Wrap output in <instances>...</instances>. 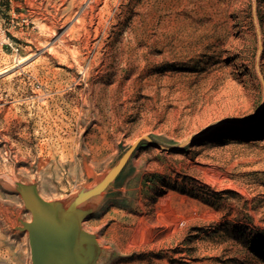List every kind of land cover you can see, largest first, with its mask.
<instances>
[{"label":"rangeland","instance_id":"rangeland-1","mask_svg":"<svg viewBox=\"0 0 264 264\" xmlns=\"http://www.w3.org/2000/svg\"><path fill=\"white\" fill-rule=\"evenodd\" d=\"M89 1L0 0V264H32L18 183L69 199L94 185L82 155L100 174L128 152L83 223L97 264H264V0ZM82 57L101 130L75 122Z\"/></svg>","mask_w":264,"mask_h":264},{"label":"water","instance_id":"water-1","mask_svg":"<svg viewBox=\"0 0 264 264\" xmlns=\"http://www.w3.org/2000/svg\"><path fill=\"white\" fill-rule=\"evenodd\" d=\"M17 190L31 214L16 230L28 235L32 264H97L102 247L83 222L96 208L91 200L101 195L99 189L54 201L44 200L36 184L18 183Z\"/></svg>","mask_w":264,"mask_h":264},{"label":"bare ground","instance_id":"bare-ground-1","mask_svg":"<svg viewBox=\"0 0 264 264\" xmlns=\"http://www.w3.org/2000/svg\"><path fill=\"white\" fill-rule=\"evenodd\" d=\"M74 2H75V0H73ZM95 0H90L89 2H88V4H87V6H86V8H89V9H92L93 8V6H92V2H94ZM71 2V1H70ZM73 3V2H72ZM76 3V2H75ZM74 3V4H75ZM73 5V4H72ZM77 5V4H76ZM74 7H75V5H74ZM104 7H105V5H104ZM86 8L82 11V13H84V11L86 10ZM88 9V10H89ZM78 10V9H77ZM102 11H104V10H102ZM70 11H67V13H69ZM71 12H72V10H71ZM75 12V11H74ZM87 12V11H86ZM65 13V12H64ZM93 13V12H92ZM75 15V14H74ZM85 15V14H84ZM78 17H80V16H78ZM86 18V17H85ZM83 19V18H82ZM79 20V18L77 19V21ZM106 20V19H105ZM65 22V21H64ZM73 22H75V21H73ZM84 22H85V20H84ZM107 22V21H106ZM66 23V22H65ZM72 24H74V23H72ZM75 25H77V24H75ZM53 27V26H52ZM51 27V28H52ZM76 27V26H75ZM78 27H80V26H78ZM49 28V27H48ZM104 28V27H103ZM78 29V28H77ZM80 29V28H79ZM52 30V29H51ZM103 30V29H102ZM105 31V30H104ZM76 32V31H75ZM74 32V33H75ZM98 32V31H97ZM96 32V33H97ZM100 32V31H99ZM96 37V36H95ZM103 38V37H102ZM105 38V37H104ZM139 38V37H138ZM40 39V38H39ZM101 39V38H100ZM105 40V39H104ZM129 40H130V38H129ZM62 42L63 41H65V39L64 40H61ZM127 42V41H126ZM77 43H79V42H77ZM97 43H98V41H97ZM99 43H100V41H99ZM102 44V43H101ZM136 44V43H135ZM66 45V44H65ZM99 45V44H98ZM97 45V46H98ZM104 45V44H103ZM67 46H69L68 44H67ZM66 46V47H67ZM59 47V46H58ZM57 46H56V48H58ZM63 47V46H62ZM99 47V46H98ZM97 47V48H98ZM56 48H53V47H51V48H49L48 49V54L49 55H51V56H54L55 58H60L61 59V61L60 62H62V60H64V61H67V63H68V53H66V52H60V51H58L59 50V48L58 49H56ZM83 48V47H82ZM88 48H90V47H88ZM92 48V47H91ZM66 49H68V48H66ZM76 49V48H75ZM90 50V49H89ZM81 51V50H80ZM77 52H79V51H77ZM85 52V51H84ZM89 52V51H88ZM99 52V51H98ZM128 52V44L126 45V43H125V45H123L122 44V46L119 48V49H116L115 51H113V52H111L112 53V56H110L109 57V60H108V64H113V57H115V59H116V61L117 62H119L120 64L121 63H125V62H127L128 60H129V58H130V56H129V54L127 53ZM77 54V53H76ZM85 54V53H84ZM88 54H90V53H88ZM100 54V53H99ZM70 55V54H69ZM73 55V54H72ZM83 55V54H82ZM98 55V54H97ZM106 55V54H105ZM84 56V55H83ZM89 56V55H88ZM73 57H74V55H73ZM98 59V57H94L93 59H91V60H87V59H84L83 57H82V60H78V64L77 65H79L78 66V68H80V70H82V72H83V75H84V79H85V81H86V90L84 91V93H80L81 94V98H82V102H81V104L79 105V106H77V110H76V112H77V115H76V117H75V122H79V121H81V117L83 116V115H86V116H95V121H97V123H98V125H95L94 126V130H101V127H100V123H101V121H100V111L102 110V106L101 105H103V103H102V101L100 100V98H101V94H102V86H95L94 84H93V81L91 82H88V80L91 78V77H93V70H95L94 68L97 66V60ZM100 59H101V57H100ZM104 59H106V58H104ZM132 60H133V58H132ZM44 61V60H43ZM57 61V60H56ZM63 61V62H64ZM76 61H77V59H76ZM102 60H100V62H101ZM48 62H49V60H48ZM71 62V61H70ZM105 62H106V60H105ZM37 63V62H36ZM35 63V64H36ZM67 63H66V65H67ZM116 63V62H115ZM34 64V65H35ZM39 64V63H38ZM44 64V63H43ZM43 64H42V67H43ZM46 64V66L48 67V65H47V63H45ZM74 64V63H73ZM73 64H70V65H68L69 66V68H73L74 67V65ZM119 64V65H120ZM76 65V66H77ZM103 65V64H102ZM47 67H46V69H47ZM52 67H53V65H52ZM102 67V66H101ZM41 68V67H40ZM97 68V67H96ZM108 69V68H107ZM116 69V68H115ZM37 70V69H36ZM47 70H49V69H47ZM111 70V69H110ZM53 71V70H52ZM55 72V71H54ZM81 72V71H80ZM100 72H102V71H100ZM43 73V72H42ZM53 73V72H52ZM109 73V72H108ZM115 73V72H114ZM117 73V72H116ZM34 74V73H33ZM50 74V73H49ZM58 74V73H57ZM107 74V73H106ZM35 75V74H34ZM54 75V74H53ZM53 75H51L52 77H53ZM55 75H56V73H55ZM59 75L60 74H58L57 76L59 77ZM62 75V74H61ZM115 76H117V75H115ZM43 77V76H42ZM48 77V76H47ZM55 77V76H54ZM40 78H41V76H40ZM48 79V78H47ZM62 79V78H61ZM114 79H116V77L114 78ZM43 80V79H42ZM52 80V79H51ZM57 80V82H58V79H56ZM56 80H53V81H56ZM49 82V81H48ZM51 82V81H50ZM98 82V81H97ZM54 83V82H53ZM63 84V83H62ZM100 84V83H99ZM48 85V84H47ZM52 85V84H51ZM45 86V85H44ZM113 87V86H112ZM111 87V88H112ZM55 88H57V90H62V85L59 83V84H57L56 86H55ZM104 88V87H103ZM68 89V88H67ZM67 89L65 90V91H67ZM52 90V89H51ZM104 90V89H103ZM55 91V90H54ZM69 91V90H68ZM83 91V90H82ZM63 92V91H62ZM61 92V93H62ZM75 92V91H74ZM80 92V91H79ZM61 93H59V94H61ZM64 93V92H63ZM62 93V94H63ZM50 94V93H49ZM55 94V93H54ZM76 94V93H75ZM79 94V95H80ZM58 96V95H57ZM61 97H62V95H61ZM43 98V97H42ZM44 99V98H43ZM50 99H52L51 101H56V100H53L54 98L53 97H51ZM58 99V98H57ZM63 99V98H62ZM77 100V99H76ZM62 103V102H61ZM65 103V102H64ZM75 103V102H74ZM76 103H77V101H76ZM41 104V103H40ZM69 104H71V103H69ZM43 105L44 106H46L48 109H49V107H48V102H43ZM67 105V104H66ZM54 106H56V105H54ZM57 106H59L58 104H57ZM61 106V105H60ZM76 106V105H75ZM72 107V106H71ZM69 109V108H68ZM71 110V109H70ZM74 110V109H73ZM55 113H57V112H55ZM71 113V112H70ZM59 114H60V111H58V116H59ZM53 114L52 113H49V116H50V118L48 119V121L50 120V119H53L52 116ZM47 116V115H46ZM52 116V117H51ZM48 118V117H47ZM68 118V117H67ZM69 119V118H68ZM59 120V119H58ZM71 120V119H70ZM93 120V119H92ZM47 121V122H48ZM83 121V120H82ZM81 121V122H82ZM51 122V121H50ZM49 122V123H50ZM57 122V121H56ZM57 124V123H56ZM55 125V124H54ZM59 129L60 128H63V127H66V128H68L69 130H71L70 128V126H71V121L70 122H61V124H58V125H56ZM57 129V128H56ZM50 130V129H49ZM57 131V130H56ZM57 133V132H56ZM69 135V134H68ZM51 139V138H50ZM52 141V140H51ZM79 153V152H78ZM89 154H84V155H82V158H83V160H84V163H85V170L89 173V174H91L92 176V181L94 182V185H93V187L92 188H97V189H99V192H100V194H103L104 192H105V190L109 187V186H111L112 184H113V182H114V180H115V178L117 177V175L120 173V171H121V169H122V167L124 166V164L126 163V161H127V158H128V153L127 154H124V155H122V156H120V157H118L117 159H113L109 164H108V166L100 173V174H97V172L95 171V169H93V166H92V164H91V162L90 163H87L88 162V159H89ZM81 158V157H80ZM84 171V170H83ZM92 188H89V189H87V190H90V189H92ZM37 190H38V187H37ZM38 193H39V190H38ZM39 195L41 196V194L39 193ZM20 197V196H19ZM42 197V196H41ZM43 198V197H42ZM22 199V198H21ZM44 199V198H43ZM44 200H46V199H44ZM30 220H28L27 222H29ZM84 223V222H83ZM137 223V222H136ZM143 223V222H142ZM144 224V223H143ZM143 224H142V226H143ZM143 228V227H142ZM135 231V230H134ZM144 232V231H143ZM135 233V232H134ZM137 233H138V231L136 232V235H137ZM151 233V232H150ZM142 234V233H141ZM146 235H148V234H146ZM143 236V235H142ZM133 237V236H132ZM136 238V237H135ZM132 240V239H131ZM134 240V239H133ZM136 240V239H135ZM138 240V239H137ZM139 241V240H138Z\"/></svg>","mask_w":264,"mask_h":264}]
</instances>
